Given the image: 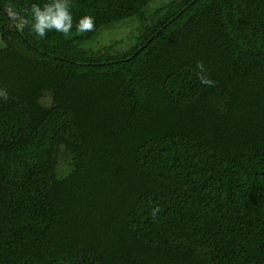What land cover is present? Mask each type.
I'll use <instances>...</instances> for the list:
<instances>
[{"label": "trees", "instance_id": "1", "mask_svg": "<svg viewBox=\"0 0 264 264\" xmlns=\"http://www.w3.org/2000/svg\"><path fill=\"white\" fill-rule=\"evenodd\" d=\"M50 2L0 0V264H264V0H69L40 38Z\"/></svg>", "mask_w": 264, "mask_h": 264}, {"label": "clouds", "instance_id": "2", "mask_svg": "<svg viewBox=\"0 0 264 264\" xmlns=\"http://www.w3.org/2000/svg\"><path fill=\"white\" fill-rule=\"evenodd\" d=\"M69 0H51L43 7L33 5L30 13L31 29L40 38L46 33L55 30L58 33L68 35L73 29V16L70 10ZM94 27V18L91 15L81 16L76 29L81 32H90Z\"/></svg>", "mask_w": 264, "mask_h": 264}, {"label": "rangeland", "instance_id": "3", "mask_svg": "<svg viewBox=\"0 0 264 264\" xmlns=\"http://www.w3.org/2000/svg\"><path fill=\"white\" fill-rule=\"evenodd\" d=\"M166 1L168 3L169 0H133L134 3H138L140 4V8H142L143 6L148 8H151L150 10V15H152L153 11L155 10L154 6H156V4L161 3ZM148 14V12H147ZM147 17H149V15H147ZM135 19H130V21H128L127 23H121L119 24L118 27L116 28H111L108 27L106 28V30L104 32H102V37H98V39H96V41H93L91 43H89V48H85L87 50V53H93L91 48H97V47H104V46H109V45H117V46H123L126 47L128 45L131 44V40H132V36L133 35V27H134V23L136 24V22H134ZM151 20H153V18H151ZM7 30L12 31L11 28H8ZM75 50L78 52L77 48L75 47ZM106 51V49H105ZM104 54H106V52H103Z\"/></svg>", "mask_w": 264, "mask_h": 264}]
</instances>
